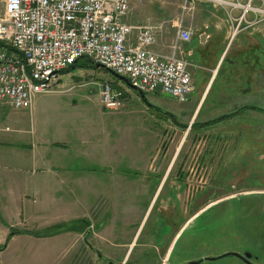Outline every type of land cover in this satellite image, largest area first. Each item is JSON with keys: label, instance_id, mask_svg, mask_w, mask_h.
<instances>
[{"label": "rangeland", "instance_id": "1", "mask_svg": "<svg viewBox=\"0 0 264 264\" xmlns=\"http://www.w3.org/2000/svg\"><path fill=\"white\" fill-rule=\"evenodd\" d=\"M206 1L207 7L213 9L223 5L221 0ZM133 3L142 4L141 8L147 12L157 9L162 15L169 16L163 19L164 42L176 39L171 21L177 15L186 20L188 7L196 6L195 2L189 4L186 0H136ZM2 14L3 0H0V16ZM208 36L206 31L202 37L206 40ZM185 60L189 64V60ZM81 61L85 63L88 60L83 58ZM225 63L227 65V61ZM194 68L205 69L206 66ZM64 73L66 75L61 78L63 85L35 96L30 109L32 116L29 109L0 108V138L4 139L1 147L15 151L17 147L9 138L18 129L26 128H35L46 140L65 142L63 147H49V151L59 155L57 162L64 167L81 170L77 178L80 181L74 184L71 194L81 205L75 212L81 219H86L90 229L99 227L93 237L88 238L89 241L105 249L113 258L118 247L114 243L125 241V249L128 250L129 244L135 240L129 247L130 251H126V258L137 261L136 264L146 262L140 252L143 232L139 238L135 237L139 233L136 222L139 215L133 200L136 191L124 185L125 180L137 182L139 172L134 173L138 170L134 166L125 171L127 166L122 158L127 156L135 162L151 152L157 161L167 152V156H174L172 170L177 169L180 174L183 191L176 193L178 198L170 201L168 208L165 205L160 208L162 205L158 202L154 211L162 210L164 219L167 215L171 221L175 218L178 224L181 217L190 218L192 212L197 214L188 221L177 243L175 241L172 264H189L192 261H198L194 264H244L232 254L221 257L227 252H248L257 258L256 264H264V116L240 111L244 110L243 107L224 109L225 106L216 103L215 108L208 111L211 101L218 99L213 95L216 86L206 93L193 116L195 101H179L163 96L160 91L145 92L141 97L138 89L102 67L83 66ZM103 81L111 83L112 94L120 92L118 104L114 107L109 108L101 102L99 84ZM5 126L11 130L2 131ZM147 147L152 149L146 152ZM192 167H202L203 174L193 175L191 183H195V189L189 191L185 181ZM251 189L258 191L246 192ZM160 194L159 199L166 194L165 189ZM68 195L63 193L62 205ZM121 199L124 202L120 203ZM125 200L129 202L125 203ZM137 200L141 197L137 196ZM122 204L129 208L125 217H120L118 212L123 210L119 207ZM112 205V216L107 217L106 212ZM43 211L44 221L33 218L28 223L34 228L32 230L56 225L41 227L43 223L40 222L50 221V212L55 210L48 207ZM65 219L72 226L78 225L77 220L70 222L67 214ZM117 221L124 224H117ZM67 232L73 230L44 237L32 235L30 240L20 237L7 240V236H2L0 264H90V256H84L86 252L81 254L80 263L79 255L76 256L82 236ZM161 252L163 264L167 262V254L163 255L164 250ZM209 257L215 259L210 260Z\"/></svg>", "mask_w": 264, "mask_h": 264}, {"label": "crops", "instance_id": "2", "mask_svg": "<svg viewBox=\"0 0 264 264\" xmlns=\"http://www.w3.org/2000/svg\"><path fill=\"white\" fill-rule=\"evenodd\" d=\"M194 2L196 6L188 7L186 20H183V25L189 27L194 35L189 42L177 43L175 50L176 55L189 60L188 70L193 89L186 101H195L192 115L195 116L206 93L216 86L213 95L218 99L211 101L208 111L214 109L213 106L216 103V105L225 106L224 109L243 107L244 110L240 111L259 113L264 116V0H230L228 3H223L219 9L207 7L206 0H192L191 3L194 4ZM247 2H250V7L245 9ZM141 6L142 4L132 3V8L123 21L133 26L150 25L154 32V41L148 49L158 54L171 53L175 40L164 42L162 38L163 19L169 16L162 15L157 9H150L147 12ZM143 10L144 13H142ZM178 16L171 21L175 31ZM206 31L209 36L205 40L202 36ZM136 35L135 29L129 34L127 43L135 44ZM223 61H227V65H224L226 63ZM197 65H204L206 68H194ZM64 75L66 74L60 75L56 86L64 84L61 81ZM31 112L29 110V113ZM1 130L7 132L11 129L5 126ZM3 140L0 138V215L4 220V223L0 221V237L8 236L10 227L19 230L34 229L28 223L33 221V218L44 221L43 210L48 207H53L55 211L50 212V221L40 222L43 223L41 227L65 222V214L71 219L70 222L81 219V216L75 212L78 207H81L80 201L78 202V198L71 194L74 191L72 188L74 184L80 181L77 178L80 177L81 170L64 167L57 162L59 155L49 151V147H63L65 142L46 140L37 133L35 128L18 129L9 138V141L17 147L15 151L8 150L6 146L1 147ZM151 147H147L146 152H149ZM166 156L167 152L155 161L154 154L149 152L135 162L130 161L127 156L122 158L125 167L127 166L125 171L130 169L129 166H134L138 168L134 173L139 172L137 182L132 179L125 180L124 185L136 191L133 194V200L137 209L136 214L139 215V219L136 220L139 233L137 232L138 236L135 235V237L139 238L143 232L144 240L140 244L143 245L141 254L150 250L164 249L165 254L171 255L174 243L180 239L184 227L197 215L192 212L190 218L189 216L185 219L181 217V222L178 224L175 218L171 221V217L167 215L165 220L162 210L154 211L158 202H161L160 208L164 205L168 208L167 204L178 198L176 193L183 191L180 174L177 169L172 170L174 156L171 154ZM113 171L115 173L116 170ZM163 189L166 194L159 199ZM257 191L251 189L246 192ZM64 192L69 195L66 198L67 202L65 201L62 205ZM137 196H140L141 200H137ZM122 202L124 201L121 199L120 203ZM126 202L129 201L125 200ZM186 204H188L187 201ZM126 205L119 206L123 208L118 210L120 217H125L129 211ZM91 207L92 205H89V208ZM112 207L113 205L106 212L107 217L112 216ZM177 214L178 212L175 215ZM151 217L152 220H150ZM117 222H119L117 224H124L122 221ZM79 232V230H73L67 233L78 235ZM30 236L32 235L14 234L9 240L15 237L30 240ZM132 243L128 246L129 251Z\"/></svg>", "mask_w": 264, "mask_h": 264}, {"label": "built area", "instance_id": "3", "mask_svg": "<svg viewBox=\"0 0 264 264\" xmlns=\"http://www.w3.org/2000/svg\"><path fill=\"white\" fill-rule=\"evenodd\" d=\"M134 1L3 0L0 108L31 109L35 96L53 90L62 71L81 58L127 77L141 92H167L185 101L193 89L189 64L175 50L177 43L191 40L193 31L183 25L180 15L173 51H151L148 46L154 41L152 27L123 21ZM221 1L218 2L228 3ZM248 7L250 2L245 4V9ZM135 29L136 42L129 44L128 36ZM99 88L105 106L118 104L120 92L112 94L109 81L101 82ZM201 169L192 167L187 173L185 184L189 191L195 189L191 179L193 175L201 176Z\"/></svg>", "mask_w": 264, "mask_h": 264}, {"label": "flooded vegetation", "instance_id": "4", "mask_svg": "<svg viewBox=\"0 0 264 264\" xmlns=\"http://www.w3.org/2000/svg\"><path fill=\"white\" fill-rule=\"evenodd\" d=\"M95 219H96V217H95ZM171 224H174V222H171ZM98 229H99V227H97L95 229L93 228V229H89L86 231H80L79 232L80 235L82 236L81 244H80L79 248L77 249V253H76V256L79 255V257H78L79 263L82 262L81 254L83 253V251H84V253L86 252V254H84V256L85 255L90 256V260H88L90 264H136L137 263V261L136 262H134V260L130 261L128 259V257L126 258L125 254H126L127 250L125 248H126L127 244L125 241L116 242L113 244V245L118 246L115 249V255H114L115 257H113V258L107 253V251H105V249L103 250L102 248L97 247V245H95L94 242L89 241L88 238L91 236L93 237L94 232H96ZM119 246H122V247L125 246V247L119 248ZM162 250H164V249L150 250V251H147L145 253H142L144 260L146 261L142 264H162L161 263L162 262V256H161ZM164 254L165 253H163V255ZM122 257H124V258L121 259ZM170 257H171L170 255H167V258H166L167 262H165L163 264H172L171 260H169ZM239 259L244 264H256L255 261L257 260V258L254 257L252 254L250 257L239 258ZM86 260H87V258H86Z\"/></svg>", "mask_w": 264, "mask_h": 264}, {"label": "trees", "instance_id": "5", "mask_svg": "<svg viewBox=\"0 0 264 264\" xmlns=\"http://www.w3.org/2000/svg\"><path fill=\"white\" fill-rule=\"evenodd\" d=\"M83 59V58H81ZM81 59H78L72 66H70L68 69H65L62 71V73L64 72H68L70 70H75L77 69L78 67H92V68H99L97 67L94 63H92V61H90V59H87L88 61H86L85 63H83L81 61ZM86 59V58H85ZM216 121V120H215ZM211 122V121H209ZM214 122V121H212ZM0 221L2 223H4V220L3 218L1 217L0 215ZM75 222V221H74ZM77 226H72L69 222H63V223H57L55 226H52V227H46V228H43L41 230H28V229H13V228H9V235L7 236V240L13 236L14 234H29V235H33V236H36V237H44V236H49V235H52L54 233H57V232H60V231H63V230H79V231H86V230H89V226H88V223L86 222V219H78L77 221ZM75 224V223H74ZM80 224V225H79ZM80 226V228H79ZM76 230V231H77Z\"/></svg>", "mask_w": 264, "mask_h": 264}, {"label": "water", "instance_id": "6", "mask_svg": "<svg viewBox=\"0 0 264 264\" xmlns=\"http://www.w3.org/2000/svg\"><path fill=\"white\" fill-rule=\"evenodd\" d=\"M96 66L97 67H103V66H101V65H98V64H96ZM108 70V69H107ZM115 77H117V78H119L120 80H123L124 82H126L128 85H130L131 87H133V88H136V87H134L133 85H132V83L125 77V76H122V75H118V74H115L113 71H111V70H109ZM140 92V91H139ZM140 94H141V97H143V93L142 92H140ZM162 95L163 96H167V97H172V95L170 94V93H167V92H162ZM188 224V223H187ZM186 224V225H187ZM188 226V225H187ZM186 226V227H187ZM185 228V227H184ZM186 229V228H185ZM172 254L173 253H171V255L170 256H172ZM230 254H232V255H235V256H237V257H239V258H245V257H250L251 256V254L250 253H248V252H245L244 254H238V253H233V252H227V253H224L223 255H221V257L222 256H226V255H230ZM209 259L210 260H213V259H215V257H209ZM169 260H171V257L169 258ZM171 262H172V260H171ZM198 261H192V262H190V263H197Z\"/></svg>", "mask_w": 264, "mask_h": 264}]
</instances>
